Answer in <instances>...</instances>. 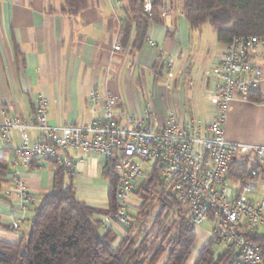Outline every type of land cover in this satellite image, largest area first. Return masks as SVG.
<instances>
[{"label":"crops","instance_id":"0c3cea01","mask_svg":"<svg viewBox=\"0 0 264 264\" xmlns=\"http://www.w3.org/2000/svg\"><path fill=\"white\" fill-rule=\"evenodd\" d=\"M167 1L170 14L163 23L150 22L146 39L132 52L135 24H128V0H0V123L6 116L32 119L40 96L48 99L51 124L91 122L105 111L104 98H91L93 88L109 89L117 96L114 112L122 123L150 111L154 121L163 124L173 104L185 113V121L210 120L214 112L206 90L216 84L212 69L227 44H206L205 53L195 61L191 53L195 29L182 16L181 0L178 6L176 0ZM168 28H175L172 36L167 35ZM148 38L162 48L161 57ZM116 44L122 49L116 50ZM169 60L174 76L167 82L164 62ZM157 62L162 63L160 74L154 69ZM256 90L264 96V81ZM28 134L33 142L39 132L29 129ZM225 136L232 142L264 146V102L232 100ZM20 144L19 129L13 130L9 144L0 142V157L11 165V182L0 196V238L8 242L20 241L29 231L33 207L16 195L7 196L6 189L20 180L38 202L52 189L59 166L51 157L24 165L17 154ZM68 154L74 167L67 181L72 178L78 198L96 207V217L102 220L109 207L110 185L102 175L105 157L81 149ZM260 164L253 196L264 202V157ZM110 229L118 240L127 233L118 223ZM208 242L203 236L201 249Z\"/></svg>","mask_w":264,"mask_h":264},{"label":"built area","instance_id":"2783aa9c","mask_svg":"<svg viewBox=\"0 0 264 264\" xmlns=\"http://www.w3.org/2000/svg\"><path fill=\"white\" fill-rule=\"evenodd\" d=\"M152 8V0H144V10L151 13ZM162 11L164 16L171 12L167 0ZM148 41L158 48L161 57L162 48L151 38ZM114 48L120 50L122 46L116 44ZM261 59L264 61V36H238L226 45L212 69L216 84L206 90L214 112L207 121L182 122L168 112L166 121L157 124L153 113L146 111L122 123L114 112L117 96L109 89L102 92L93 88L92 99L104 98L103 116L91 122L53 125L47 118L48 99L40 96L34 102L32 119L4 117L0 142L9 144L13 130L19 129L17 154L24 165L51 157L57 165L73 169L70 149L103 155L118 177L117 205L102 219L105 229L118 223L128 230L139 208V202L130 195L157 164L161 178L186 207L190 221L199 225L211 220V240L223 249L228 257L226 264H264V202L253 196L258 191L264 146L232 142L225 136L230 102L250 101V92L264 81ZM164 71L168 82L174 76L172 60L164 62ZM29 129L39 132L33 142L29 140ZM5 194L35 203L20 180Z\"/></svg>","mask_w":264,"mask_h":264},{"label":"trees","instance_id":"16d2710c","mask_svg":"<svg viewBox=\"0 0 264 264\" xmlns=\"http://www.w3.org/2000/svg\"><path fill=\"white\" fill-rule=\"evenodd\" d=\"M152 4V12L148 13L144 0H128V24H135L132 52L146 39L150 22H164V0H152ZM181 5L182 16L191 28L209 23L221 43L229 44L238 36H264V0H181ZM174 29L168 28L167 35L172 36ZM154 69L160 74L162 63L157 62ZM249 100L264 102V96L254 90ZM10 171V162L0 157V196L11 182ZM72 172L66 166L57 167L52 189L32 204L30 228L20 241L0 238V264H158L166 252L168 257L163 264H187L197 239L195 225L188 218L186 207L161 178L159 165L135 188L134 194L141 202L120 240L112 229L104 231L102 220L96 217L98 209L78 198L72 178L67 181ZM102 175L110 185L109 213L117 205L118 183L109 161ZM170 216L175 217L174 234L170 236L172 229L166 230L161 244L150 247L145 232L147 223L154 220L160 224ZM214 244L213 240L205 244L194 264H226L228 257L224 253L217 255Z\"/></svg>","mask_w":264,"mask_h":264},{"label":"rangeland","instance_id":"374dc122","mask_svg":"<svg viewBox=\"0 0 264 264\" xmlns=\"http://www.w3.org/2000/svg\"><path fill=\"white\" fill-rule=\"evenodd\" d=\"M193 37L194 38L192 40L191 53L195 55L194 57L195 61H197L205 53L206 44L210 43L211 47L221 44L217 40V34H216L214 27L210 25L209 23H205L201 27L195 29L193 33ZM260 61H261V64L264 66L263 59H261ZM162 80L163 79H159L158 83H162L163 82ZM171 99H172V93H171ZM173 108H174L173 112H174L176 119L182 122L185 121L186 115L185 113L182 114L180 108H178V105L173 104ZM130 198L132 200L138 201L139 204L141 202L140 197H136L135 194H131ZM174 220H175V217L170 216L168 219H165V221H163V223H160V224L155 223L154 220H150L147 223L145 227V232H148V240H149L150 247H158L161 244L163 238L165 237L164 233L166 230L172 229V231H170V236L174 234V229L172 228V223L174 222ZM198 227L202 229L199 232L197 230ZM212 229H213V223L209 219L205 220L204 223L201 225L200 224L195 225V230L198 233V237L192 248V253H191L189 260L187 261V264L194 263L193 261L196 255H198L199 250L201 249V243L203 242V236H205L209 241L211 240ZM214 251L217 255L223 253V249L221 248V246L216 243L214 244ZM167 256H168V252H166L165 255L162 257V261L160 262V264H162L166 260Z\"/></svg>","mask_w":264,"mask_h":264}]
</instances>
